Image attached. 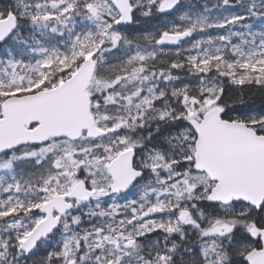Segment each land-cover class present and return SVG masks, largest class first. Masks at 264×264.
I'll use <instances>...</instances> for the list:
<instances>
[{"label":"snow or ice","instance_id":"6c2138e0","mask_svg":"<svg viewBox=\"0 0 264 264\" xmlns=\"http://www.w3.org/2000/svg\"><path fill=\"white\" fill-rule=\"evenodd\" d=\"M0 264H264V0H0Z\"/></svg>","mask_w":264,"mask_h":264}]
</instances>
